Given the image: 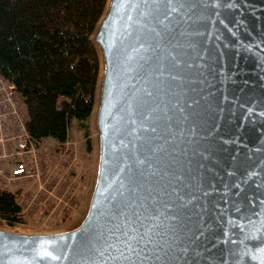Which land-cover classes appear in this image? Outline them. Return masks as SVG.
<instances>
[{
	"label": "water",
	"instance_id": "95a60500",
	"mask_svg": "<svg viewBox=\"0 0 264 264\" xmlns=\"http://www.w3.org/2000/svg\"><path fill=\"white\" fill-rule=\"evenodd\" d=\"M93 174L0 264H264V0H106Z\"/></svg>",
	"mask_w": 264,
	"mask_h": 264
},
{
	"label": "trees",
	"instance_id": "16d2710c",
	"mask_svg": "<svg viewBox=\"0 0 264 264\" xmlns=\"http://www.w3.org/2000/svg\"><path fill=\"white\" fill-rule=\"evenodd\" d=\"M106 0H0V76L13 87L34 139L65 143L73 123L90 150L99 57L91 40ZM0 188V221L20 222Z\"/></svg>",
	"mask_w": 264,
	"mask_h": 264
},
{
	"label": "built area",
	"instance_id": "2783aa9c",
	"mask_svg": "<svg viewBox=\"0 0 264 264\" xmlns=\"http://www.w3.org/2000/svg\"><path fill=\"white\" fill-rule=\"evenodd\" d=\"M45 140L50 139L30 136L22 104L13 87L0 76V188L14 195L21 216L31 213L59 226L80 206L76 182L68 179L76 156L63 148H51ZM52 174L58 177L50 180Z\"/></svg>",
	"mask_w": 264,
	"mask_h": 264
},
{
	"label": "rangeland",
	"instance_id": "374dc122",
	"mask_svg": "<svg viewBox=\"0 0 264 264\" xmlns=\"http://www.w3.org/2000/svg\"><path fill=\"white\" fill-rule=\"evenodd\" d=\"M89 129H90V150L86 149V139L77 129L76 124L73 123L69 128L67 144L57 145L53 142L52 139L45 140L46 144H49L50 147L63 148V150L68 151L69 153L75 152L76 162L74 168L71 169L68 173V179H74L76 188V196L80 200V206L78 210L70 212L65 220L61 221L59 226L52 225L51 221H46L45 218L40 216L33 217L31 213H26L22 215L20 222L15 223L14 225H9L4 221H0V228L8 231L18 232V233H34V232H48L54 231L57 229H62L69 227L75 223L82 212L83 204L85 202L86 195L89 190V185L91 182V177L93 174V161H94V147L95 140L93 134V127L91 117L89 119ZM62 146V147H61ZM67 156L66 158H70ZM54 162L57 163L54 158ZM61 166V165H60ZM56 174L49 176V179L57 178ZM54 180V179H53ZM59 215V210L57 211V216ZM59 219V217H58Z\"/></svg>",
	"mask_w": 264,
	"mask_h": 264
}]
</instances>
